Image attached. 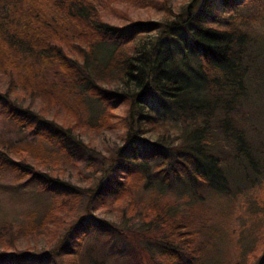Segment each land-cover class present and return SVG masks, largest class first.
Here are the masks:
<instances>
[{
	"label": "trees",
	"instance_id": "trees-1",
	"mask_svg": "<svg viewBox=\"0 0 264 264\" xmlns=\"http://www.w3.org/2000/svg\"><path fill=\"white\" fill-rule=\"evenodd\" d=\"M171 1L0 0V78L7 80L0 114L36 139L0 141V179L10 177L20 189L34 186L48 203L2 226L0 264H77L73 255L91 232L121 234L95 212L126 198L134 207L132 190L145 173L162 187L192 179L219 198L243 195L245 209L258 208L252 213L260 220L255 224V216L247 226L246 248L229 264H264V190L254 197V183L261 185L258 191L264 179L257 176L258 158L247 151L255 143L244 138L245 118H235L248 94L264 93V37L247 32L248 18L240 14L256 4L259 19L249 20L264 28V0ZM124 7L144 9L148 17L133 19L122 13ZM86 98L99 103L103 114L88 115ZM50 105L68 112L71 123L49 117ZM119 107L123 116L114 111ZM263 110L264 103L259 119ZM169 111L184 119L178 145L160 120ZM118 129L121 144L101 160L92 156L99 151L94 140ZM241 156L246 160L237 165L232 188L225 158ZM86 160V168L99 166L95 179H85L87 188L64 179L67 168L77 174ZM171 205L150 206L153 220L142 237L154 248L152 264H225L213 243L231 241L230 214L217 212L214 218L194 202L170 212ZM223 227L225 236L218 234Z\"/></svg>",
	"mask_w": 264,
	"mask_h": 264
},
{
	"label": "rangeland",
	"instance_id": "rangeland-1",
	"mask_svg": "<svg viewBox=\"0 0 264 264\" xmlns=\"http://www.w3.org/2000/svg\"><path fill=\"white\" fill-rule=\"evenodd\" d=\"M172 6L175 4H181L184 0H172ZM131 18H138L139 16L148 17L146 10L144 9H130L124 7L122 13H126ZM258 10L257 5H249L246 9H242L240 14L248 18L245 25L246 31L264 37V28L259 22H251L249 19L253 18L258 20ZM126 15V14H125ZM153 18H156L154 14ZM108 20H113L111 17H107ZM114 22H117L114 20ZM7 81V80H6ZM5 78H0V89H4L6 82ZM27 101L30 100L29 96H26ZM223 103H226L228 99L226 97L221 98ZM32 104L37 107L38 100L31 99ZM71 102L74 103V99L71 98ZM85 102L87 104L88 110L86 113L90 116H99L104 112V108L97 102L86 98ZM42 105V103L39 101ZM264 103V93H258V96L255 94H248L246 102L241 110L238 111L235 116L236 119L243 115L245 118L246 124L243 126L246 127L244 138L249 141L252 140L255 143L254 148L249 147L247 151L250 152L252 159L258 158L261 166L259 168L260 174H257L260 179H264V115L263 118L259 119L257 117L259 105ZM27 104V103H26ZM238 104L235 105L236 108ZM46 109H50L49 117H55V119L65 125L70 121L69 113L65 112L63 109L59 110L52 105L45 106ZM260 110V109H259ZM115 113L123 116L125 114V108L119 107L114 110ZM264 112V110H263ZM160 120L168 125L170 136L175 140L178 145L183 139V121L180 115L174 111L163 112L160 115ZM244 120V119H243ZM259 120V121H258ZM71 123V122H69ZM247 131V132H246ZM121 134L122 130H113L105 131L102 134V139L94 140L95 145L100 153H91L92 156L96 157L98 160L102 159V155H109L111 151L121 144ZM33 135H30L22 128L14 127L13 123L10 120H6L3 115L0 114V141L6 140L10 145L17 143L25 142H36V139ZM83 140L89 137L88 133L83 134ZM254 138V140L252 139ZM169 139V140H172ZM105 141V147L100 149L98 145L103 144ZM249 146V145H248ZM242 150L246 151V148ZM229 150L228 148H226ZM224 157V154L222 155ZM225 159H230L228 169L224 172V176L228 178L229 187L234 188L235 182L238 181V174H236V168L239 163L246 160V157H236L233 160L237 162L234 164L231 157H226ZM228 162V161H227ZM59 164L63 163V160L58 161ZM90 164L88 160L81 164L79 173L76 174L74 171L70 172V168H67L66 171L67 177L64 179L69 180L70 182L75 183L79 187L87 188L89 180L95 179V176L98 175L99 166H95L97 170H91L84 167L85 165ZM99 163L97 162V165ZM263 167V168H262ZM11 178H2L0 179V229L2 226H9V224H16L21 221L20 219L24 213V210L41 208L44 205H47V196L44 193H37L34 186L29 188L20 189L15 183L11 184ZM254 185L259 188L261 185L259 182H255ZM257 188L254 190V197L261 196L262 189L260 188L257 191ZM135 202L134 207H129L128 199L121 202H116L107 204L104 207H101L98 212H95L97 217L109 221L110 223L117 226L121 234L118 232H108L103 234L101 232L93 231L88 237L83 241L81 248L74 253V258L77 264H132V261H137V263L152 264L150 257L154 251V248L149 240H145L143 236V231L148 230L151 226L149 223L153 220V213L150 207L153 203H160L164 201L165 203H172L169 207V211H183L185 203L194 202V206L199 205L202 211H205L209 214H213L216 218V213L230 214L226 219L230 221L228 224L231 225V229L234 233L231 235V241L227 242L226 240L217 239L214 241V245L222 252L220 255V260H223L225 264H229L234 257L238 256L241 251H243L248 243L247 237V226L252 225L255 221L258 224V219L256 213L252 211H257L258 208L245 209L246 199L243 195H239L235 201L231 198H219L216 196V193L212 192L209 187L205 184H194V181L184 180H175L169 186H160L158 181L154 179L151 173H145V181L137 188H134ZM86 199L84 198L81 207H85ZM264 199V198H263ZM262 199V200H263ZM123 205H125L123 207ZM147 209H150L147 211ZM147 218L142 219L144 214H147ZM125 213L123 218L120 213ZM254 217V218H253ZM213 218V219H214ZM224 227L218 230V234L221 233L222 236H225L227 233L224 231ZM147 233L146 235H148ZM9 234L7 235V237ZM223 262V263H224ZM52 264H65L63 260L58 259Z\"/></svg>",
	"mask_w": 264,
	"mask_h": 264
}]
</instances>
